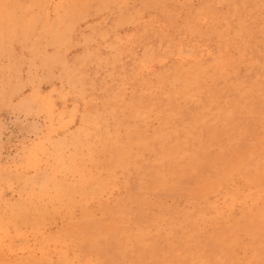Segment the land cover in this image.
Masks as SVG:
<instances>
[{"label": "rangeland", "instance_id": "1", "mask_svg": "<svg viewBox=\"0 0 264 264\" xmlns=\"http://www.w3.org/2000/svg\"><path fill=\"white\" fill-rule=\"evenodd\" d=\"M0 264H264V0H0Z\"/></svg>", "mask_w": 264, "mask_h": 264}]
</instances>
